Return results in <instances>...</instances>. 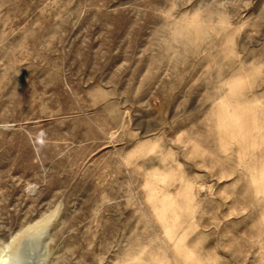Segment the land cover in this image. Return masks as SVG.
Returning a JSON list of instances; mask_svg holds the SVG:
<instances>
[{"label": "rangeland", "instance_id": "rangeland-1", "mask_svg": "<svg viewBox=\"0 0 264 264\" xmlns=\"http://www.w3.org/2000/svg\"><path fill=\"white\" fill-rule=\"evenodd\" d=\"M43 264H264V0H0V247Z\"/></svg>", "mask_w": 264, "mask_h": 264}, {"label": "bare ground", "instance_id": "bare-ground-1", "mask_svg": "<svg viewBox=\"0 0 264 264\" xmlns=\"http://www.w3.org/2000/svg\"><path fill=\"white\" fill-rule=\"evenodd\" d=\"M46 235V230L31 225L20 236H13L0 247V264H43Z\"/></svg>", "mask_w": 264, "mask_h": 264}]
</instances>
